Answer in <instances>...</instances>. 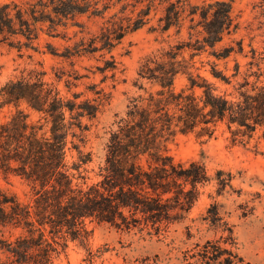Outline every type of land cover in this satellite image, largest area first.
<instances>
[{
  "label": "trees",
  "instance_id": "1",
  "mask_svg": "<svg viewBox=\"0 0 264 264\" xmlns=\"http://www.w3.org/2000/svg\"><path fill=\"white\" fill-rule=\"evenodd\" d=\"M259 7L264 13V0ZM83 18L85 22L80 21ZM87 22L97 24V29L88 31ZM146 27L167 36L173 32L179 40L139 63L132 83L137 94L114 116L103 160L92 179L86 168L92 154L73 146L78 156L69 162V139L77 138V131L81 135L89 131L90 125L84 121L97 120L110 104L111 93L100 86L108 80L112 88L116 86L120 68L112 53L126 37ZM69 28L78 29L74 36L87 32V37L61 51L51 43L40 50L42 35L64 39ZM184 29L187 36L180 39ZM238 29L232 4L225 0L200 5L190 0L1 3L0 46L16 49L19 57L30 51L48 54L71 69L52 67L53 76L48 80L43 64L38 63L39 67L24 68L0 85V113L12 109L0 121V173L18 178L27 190L25 200H20L0 188V264H54L69 242L88 239L92 224L160 236L183 220L198 201L200 188L213 178L200 161L176 162L168 152L170 140L177 133L211 138L220 126L243 145L257 132L264 138V57L251 48L245 70L241 72L234 60L228 75V60L248 55L242 41L236 42L237 47H218ZM27 58L33 60V55L29 53ZM83 59L97 63L84 67L88 74L74 69ZM218 63L225 69H219ZM202 69L215 82L202 75ZM97 76L98 83L74 91L84 79ZM181 76L187 84L176 90L175 82ZM216 83L227 88L220 91ZM25 110L36 113L37 121L30 122ZM215 180L221 194L231 175L217 171ZM208 214L206 219L215 221L217 206ZM210 246L207 253L218 261L219 248L210 242L205 248ZM99 256L89 252L78 264H98Z\"/></svg>",
  "mask_w": 264,
  "mask_h": 264
},
{
  "label": "rangeland",
  "instance_id": "2",
  "mask_svg": "<svg viewBox=\"0 0 264 264\" xmlns=\"http://www.w3.org/2000/svg\"><path fill=\"white\" fill-rule=\"evenodd\" d=\"M9 1L23 0H0V4ZM210 1L214 0H190L194 5ZM225 1L231 2L239 29L232 36L225 37L218 47L229 44L237 47L236 42L242 41L244 53L248 55L247 58L235 56L228 60L225 72L230 75L233 72L234 60L239 62L241 72L245 70V65L250 60L251 48L256 51L258 57H264V13L259 7L262 0ZM80 21L86 20L83 18ZM87 27L88 31L94 32L97 24L87 22ZM77 31V28H69L64 39L42 35L39 41L40 50H45V43H51L61 51L82 36L87 37V32L74 36ZM168 35L152 32L146 27L126 37L113 51L112 54L119 62L120 68L116 86L111 87V80L100 86L105 92L111 93L110 104L97 120L84 121L90 125L89 131L82 135L77 131L78 137L69 139L72 141L68 145L69 162L76 160L78 156V151L73 146L78 147L82 153L92 154V162L86 167L90 178H95L94 172L103 160L107 133L114 116L121 114L128 98L137 94L132 83L136 78L139 63L157 49L179 40L173 32ZM186 36L184 29L180 39ZM29 53L33 55V60L27 58ZM202 61H207L205 56ZM38 63L43 64V69L48 73V80L53 76L52 67L71 69L69 64L62 63L48 54L30 51L25 52L24 57H19L16 49L0 46V85L18 76L24 68L39 67ZM95 64L97 63L94 60H78L74 69L80 74H88L84 67ZM200 65V60L196 59V66ZM218 67L225 69L223 63H218ZM205 68L209 69V66L206 65ZM204 70L200 73L215 82ZM99 80L100 76L84 79L74 91H84L86 84L98 83ZM186 84V78L181 76L176 80L175 88L180 90ZM216 86L220 91L227 88L219 83H216ZM59 88L63 93L66 92L63 84H60ZM25 111L30 122L37 121L36 113ZM11 112L12 109H4L0 113V121H5ZM168 152L176 162H202L208 175L213 178L210 183L200 188L198 201L183 220L172 224L160 236H149L137 231L126 233L109 225L92 224L89 227L88 239L82 243L69 242L67 248L55 258L54 264H78L89 252L98 256L99 252L102 253L96 258L98 264H226L225 260L235 264H264V138L261 132H257L254 138L244 145L233 141L231 133L223 126H220L211 138L198 136L197 133H177L168 143ZM217 171L231 175L229 186L221 194L217 192ZM0 188L15 194L20 200H25L26 187L16 177L5 178L0 173ZM213 205L217 206L219 214L214 223L206 219L209 216L208 210ZM207 242L219 248L218 254H221V257L218 261L213 259V254L207 253L211 252V246L205 248Z\"/></svg>",
  "mask_w": 264,
  "mask_h": 264
}]
</instances>
